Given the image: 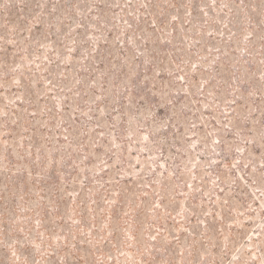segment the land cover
<instances>
[{
    "label": "rangeland",
    "instance_id": "374dc122",
    "mask_svg": "<svg viewBox=\"0 0 264 264\" xmlns=\"http://www.w3.org/2000/svg\"><path fill=\"white\" fill-rule=\"evenodd\" d=\"M263 220L264 0H0V264H264Z\"/></svg>",
    "mask_w": 264,
    "mask_h": 264
},
{
    "label": "trees",
    "instance_id": "16d2710c",
    "mask_svg": "<svg viewBox=\"0 0 264 264\" xmlns=\"http://www.w3.org/2000/svg\"><path fill=\"white\" fill-rule=\"evenodd\" d=\"M243 90H245L244 88H242ZM172 131L171 127L168 126L164 131H163V135L167 136L170 132ZM218 144L215 145V148H217L216 153H213V155L215 156V154H217V156H215L214 158L216 159V161L214 162V164H212V171L211 173L216 176L218 178L217 180V184H214L211 188L209 187L208 191H209V202H210V211L208 213H202L201 214V219H200V225L204 226L205 228V232L204 234H202V239L206 240L208 239V237H211L212 235H210V233L208 232V230L212 227H214V234L216 235H220V237L223 236L224 233L223 232V226H226V222L228 223V216H233V214L235 213L233 208H231L230 204H229V200L230 198L226 199V204H223L224 199L222 198V196H226L230 191H232V188L228 190V185L226 184L225 180L223 179L224 177L231 175V174H237V171L234 170V167L231 164L232 161V154L225 152L223 150L224 148V144L222 142H217ZM246 145H251L247 144ZM165 151V150H164ZM179 159L175 162V164H178ZM223 162V163H222ZM241 163V162H240ZM226 164V165H225ZM224 167L227 168V171L224 170ZM243 167V164H242ZM241 167V169H242ZM175 169V175L178 176L179 173H181V168L178 166V168H174ZM193 170L195 171V175L196 178L197 176H199L200 174V169L198 165H195L193 167ZM247 170H250L249 166H247ZM224 173H223V172ZM228 175H226V174ZM196 183V186H202V184H204V181L201 180H194ZM237 186H232L233 190L235 193L239 192L241 193V191H239V185L240 183L237 182ZM203 192L204 189L203 187H200V189L198 190V192H194L193 194H191L189 196V201H190V206L196 205L198 202H201L202 200H199L201 197H203ZM201 196V197H200ZM218 198H221L220 201V205L223 206V208H218L219 206L216 205ZM247 199L249 198V196L247 195L246 197ZM240 203V200H237V203ZM256 204H258V200H256ZM189 206V207H190ZM192 208V207H191ZM205 209V206H204ZM226 209V211H225ZM189 210V214L186 220V224L189 225V228H192L193 224H197V220H199V214L193 209V211ZM138 212L133 213V218L138 216ZM245 215H250V214H245ZM259 215H263V212H259ZM264 222V220H263ZM237 225H233L231 228V234L230 237L233 239L235 237V233L236 231H239V228H236ZM208 243V242H207ZM230 246H228L227 248V255L230 256ZM218 264V263H215Z\"/></svg>",
    "mask_w": 264,
    "mask_h": 264
}]
</instances>
